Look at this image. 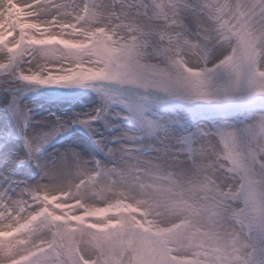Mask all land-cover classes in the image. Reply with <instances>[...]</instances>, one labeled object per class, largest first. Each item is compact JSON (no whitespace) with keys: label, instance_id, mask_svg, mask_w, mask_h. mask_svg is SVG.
I'll return each mask as SVG.
<instances>
[{"label":"snow or ice","instance_id":"snow-or-ice-1","mask_svg":"<svg viewBox=\"0 0 264 264\" xmlns=\"http://www.w3.org/2000/svg\"><path fill=\"white\" fill-rule=\"evenodd\" d=\"M237 3L245 18L248 11L264 17V0H0V54L11 61L35 54L43 61L19 79L41 86L112 85L97 89L109 105H124L126 119L149 135L161 134L157 157L141 159L139 146L121 144L106 148L114 167L79 163L80 178L67 188L41 184L25 188L19 198L0 194V264H264V188L258 176L240 180L238 192L222 187L219 200L203 206L183 196L175 174L160 178L162 184L144 182L157 172L159 158L196 165L201 153L217 147L221 162L243 156L253 173L264 169V109L239 131L200 125L188 137L167 134L148 115L167 100L246 104L264 97L258 47L247 71L231 60L209 66L207 49L232 27L228 13ZM187 16L196 20L195 32L187 28ZM7 67L0 62V70ZM29 149L37 151L31 144ZM121 157L138 163L122 167ZM229 170L245 175L231 163ZM197 190H212L202 172ZM221 208L244 229L245 248L225 242L217 220ZM205 212L212 230L198 222Z\"/></svg>","mask_w":264,"mask_h":264},{"label":"rangeland","instance_id":"rangeland-1","mask_svg":"<svg viewBox=\"0 0 264 264\" xmlns=\"http://www.w3.org/2000/svg\"><path fill=\"white\" fill-rule=\"evenodd\" d=\"M191 32L197 30V22L185 18ZM15 39V36L9 37ZM222 43L207 49L209 66L218 63L226 52ZM0 62L9 64L0 70V194L7 192L19 198L25 188H36L44 184L50 188H67L78 181L81 169L79 163L93 167L97 162L106 168L116 165L106 148H119L121 144L135 143L142 151L143 158L159 155L154 150L160 144L158 136L149 135L136 122L126 119L129 113L122 104L109 105L105 95L98 91V83L85 85H34L19 79V73L35 71L43 62L38 55L11 61L0 54ZM106 84V83H105ZM78 89L67 95H45L36 90L8 93L9 87L18 91L19 86ZM264 101L263 97L252 99ZM253 102V103H252ZM264 109V102L248 103L238 101L227 104L180 101H166L154 109L152 119L164 125L167 134L179 137L191 136L200 125L220 127L229 125L232 130H241L252 122L254 116ZM95 117V119H92ZM90 120L89 125L79 123ZM38 130L32 139L28 138L30 126ZM125 137H133L129 141ZM60 140L59 143L53 144ZM29 144L37 151L31 152ZM14 239V238H10Z\"/></svg>","mask_w":264,"mask_h":264},{"label":"clouds","instance_id":"clouds-1","mask_svg":"<svg viewBox=\"0 0 264 264\" xmlns=\"http://www.w3.org/2000/svg\"><path fill=\"white\" fill-rule=\"evenodd\" d=\"M229 19L232 22V27L227 29L222 34V44L226 47V52L219 60L222 63L224 60H231L234 65L239 66L243 71L249 70V60L253 53V48L258 47L264 55V17L257 18L256 15L248 11L245 18L244 11L241 10L239 3L232 6V11L228 13ZM229 20L225 21L228 24ZM186 58L190 63H195V57L190 49H186ZM145 59L151 60L152 53L145 52ZM241 152L246 151V145L241 141ZM221 149L217 147L215 152L201 153L200 159L196 165L190 160L174 161L170 158H159L157 172L152 175H148L145 178V183H151L153 181L158 184H162L160 178L175 174L179 181V187L183 188V196L186 198L196 200L203 205L211 204L213 200L218 201L220 196V190L222 187L232 188L235 191H239L237 187L238 183L242 179H247L251 176L253 180L255 177H259L261 187L264 188V169H260L256 172H252V164L245 160L242 156L240 161L224 163L219 161L218 155ZM158 156V155H157ZM155 156V157H157ZM143 157H141L142 159ZM118 162L122 167L127 168L129 163L137 164V160L128 161L124 158H118ZM216 163L219 166L213 167ZM233 164L235 169H244L245 175L233 176L230 174L229 164ZM201 172L211 182L212 190L208 193H201L197 190L198 184L201 178ZM237 207L239 204L236 205ZM179 219V217H177ZM220 222L219 226L222 230V235L226 243L230 246H235L243 249L247 244V235L243 228L234 222L231 215L220 209V214L217 217ZM199 224L205 228L212 230L213 221L207 212L201 214L198 217ZM226 264H243V261L230 260Z\"/></svg>","mask_w":264,"mask_h":264},{"label":"bare ground","instance_id":"bare-ground-1","mask_svg":"<svg viewBox=\"0 0 264 264\" xmlns=\"http://www.w3.org/2000/svg\"><path fill=\"white\" fill-rule=\"evenodd\" d=\"M108 85V84H107ZM111 87H114L112 85H110ZM20 89H24V90H30V89H33V90H36L37 92L39 93H43L45 95H59V94H66V93H71V92H75L77 91L78 89H73V90H63V89H55V88H44V87H35V86H19L18 90ZM7 91H16L14 87H9V89H7ZM264 99V98H263ZM167 101H180V100H167ZM38 130V127L36 125H32L30 126V129L27 131V136L28 138L32 139L33 137V134L35 133V131Z\"/></svg>","mask_w":264,"mask_h":264},{"label":"water","instance_id":"water-1","mask_svg":"<svg viewBox=\"0 0 264 264\" xmlns=\"http://www.w3.org/2000/svg\"><path fill=\"white\" fill-rule=\"evenodd\" d=\"M98 85L99 86H106V87H108V88H112L110 85H107V84H100V83H98ZM24 89H20V90H18V91H7L8 93H16V92H20V91H23ZM77 92V91H76ZM72 93V92H71ZM67 94V93H66ZM183 103H185V104H187L186 102H183Z\"/></svg>","mask_w":264,"mask_h":264}]
</instances>
